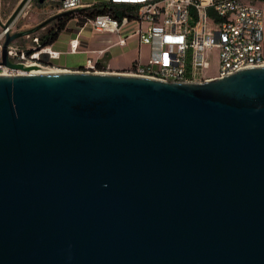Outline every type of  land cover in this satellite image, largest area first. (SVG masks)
I'll use <instances>...</instances> for the list:
<instances>
[{"label": "water", "instance_id": "1", "mask_svg": "<svg viewBox=\"0 0 264 264\" xmlns=\"http://www.w3.org/2000/svg\"><path fill=\"white\" fill-rule=\"evenodd\" d=\"M0 264H264V66L0 75Z\"/></svg>", "mask_w": 264, "mask_h": 264}, {"label": "built area", "instance_id": "2", "mask_svg": "<svg viewBox=\"0 0 264 264\" xmlns=\"http://www.w3.org/2000/svg\"><path fill=\"white\" fill-rule=\"evenodd\" d=\"M35 0H20L11 16L3 20L0 0V75H25L28 71L3 63V44L7 34L17 31V25L30 14ZM39 1V0H38ZM60 3L56 14L76 11L85 6L82 0H45ZM110 4H126L132 9L115 16L99 14L85 25L98 33L117 36L114 44L127 45L131 38L139 44V70L149 73H170L172 78L207 79L217 70L232 71L250 55L262 54L264 59V9L248 0H109ZM41 43L39 37L34 43ZM78 38L71 40V52L79 51ZM148 56L142 58V48ZM217 49L218 66L211 69V50ZM13 63L42 58L47 61L60 57L50 45L42 46L39 54L25 55V49L15 41L8 46ZM156 65V72H148ZM85 67L100 68L93 58ZM131 69V67L129 68ZM223 78V77H222Z\"/></svg>", "mask_w": 264, "mask_h": 264}, {"label": "crops", "instance_id": "3", "mask_svg": "<svg viewBox=\"0 0 264 264\" xmlns=\"http://www.w3.org/2000/svg\"><path fill=\"white\" fill-rule=\"evenodd\" d=\"M82 3L85 5L80 8L82 10L89 9L94 5L101 7L105 4H110L109 0H82ZM86 27L88 26L84 24L81 29L71 30V27L68 26L67 29L59 34L58 39L50 45L52 50L60 52V57L51 61L52 67L55 69L82 70L85 68L88 58H93L99 63V71H121L132 67L138 58V54L133 57L123 58L114 51L116 47L121 46L114 44L117 40L115 34L93 31L90 36H84ZM76 38L80 42L79 51L71 52L70 42ZM132 39L134 37L129 41Z\"/></svg>", "mask_w": 264, "mask_h": 264}, {"label": "rangeland", "instance_id": "4", "mask_svg": "<svg viewBox=\"0 0 264 264\" xmlns=\"http://www.w3.org/2000/svg\"><path fill=\"white\" fill-rule=\"evenodd\" d=\"M20 0H1V15L3 17V20L5 21L8 19L11 14L14 12L15 8L18 5V2ZM252 3H255L259 6H261L264 9V1L263 0H248ZM60 8V3L56 1H46L44 3H39L38 0L34 1L33 8L25 19H23L18 25L17 30L19 31H27L31 29H36L32 34L23 36L21 38H18L15 42L20 45L23 49H32V46H34V38L39 37L43 33L47 31L48 28L52 27L54 23L59 18H53L55 15H57V10ZM79 11L76 10L72 14L76 15ZM79 19V18H78ZM68 26H70L71 30H78L81 29V24L77 22V19H72ZM93 30L86 27V31L84 33V36H90L92 34ZM111 35H113L111 33ZM114 51L117 54H120L123 58H129L136 56L139 51V44L138 41L134 38L131 41H128L127 45L124 46H118L114 49ZM148 56V48L143 47L142 48V58L146 59ZM211 69L210 73L214 74L216 72V68L218 66V58H217V49L213 48L211 50ZM42 61V60H41ZM43 62V61H42ZM48 65L52 67L51 61H47ZM47 62H43L45 66L47 65ZM54 64V63H53ZM54 68V67H52ZM128 69L121 70V72H126ZM212 76V75H209Z\"/></svg>", "mask_w": 264, "mask_h": 264}, {"label": "bare ground", "instance_id": "5", "mask_svg": "<svg viewBox=\"0 0 264 264\" xmlns=\"http://www.w3.org/2000/svg\"><path fill=\"white\" fill-rule=\"evenodd\" d=\"M42 50V45L41 43H35L34 46H32V49H25V55H35L39 54V52ZM29 51H32L31 54H29ZM24 65H27L29 68L27 74H36L42 72V70L46 69H55L48 66H45L43 62L41 61V58H35V59H27L22 63ZM255 66H264V59L262 54H253L250 55L246 60H243L240 62V65L235 68L232 71H228V73L225 74V70H217V76H209L207 79H202V78H191V77H177V78H172L170 76V73H149L147 74L146 72H143L142 70H139V62H135L131 69H128L126 73L132 74V75H138V76H144V77H150V78H156V79H161V80H166V81H178V82H189V83H201L205 82L211 79L215 78H222L228 75H231L233 73L238 72L239 70H242L244 68L248 67H255ZM21 71H26L21 69ZM82 71H92V72H99L98 68H92L89 69L85 67L82 69ZM148 72H156V65H148Z\"/></svg>", "mask_w": 264, "mask_h": 264}, {"label": "trees", "instance_id": "6", "mask_svg": "<svg viewBox=\"0 0 264 264\" xmlns=\"http://www.w3.org/2000/svg\"><path fill=\"white\" fill-rule=\"evenodd\" d=\"M130 9H132V7L126 4H105L101 7L94 5L89 9L80 10L76 15L72 13L64 14L57 19L52 27L48 28L45 33L39 36L41 45H52L58 39L59 34L67 29L68 24L72 19L76 18L77 22L83 26L89 18H93L99 14H114L115 16H119V14H123ZM31 53L32 51H29V54ZM47 59V55H44L41 58L44 63L47 62Z\"/></svg>", "mask_w": 264, "mask_h": 264}]
</instances>
